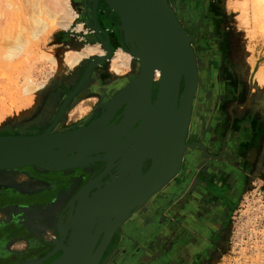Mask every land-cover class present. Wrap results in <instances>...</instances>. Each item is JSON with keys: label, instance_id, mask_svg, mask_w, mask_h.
<instances>
[{"label": "rangeland", "instance_id": "374dc122", "mask_svg": "<svg viewBox=\"0 0 264 264\" xmlns=\"http://www.w3.org/2000/svg\"><path fill=\"white\" fill-rule=\"evenodd\" d=\"M70 1L78 11L75 0ZM27 2V0H0V134L6 132L10 124L33 122L37 116L41 117L43 101L52 87L69 78V75L76 70H81L79 74L83 73L89 60L99 55L93 53L73 69L66 70L65 59L70 52L83 47L86 43H98L102 48L104 46L96 36L94 28L83 23L84 19L80 14L72 18L67 27L58 25L61 21L60 14L53 18L44 15L49 27L47 31L41 32V27L31 18L32 14L29 13L31 7ZM169 2L176 4V14L185 29L190 32L192 30L190 17L194 15L200 16L204 13L206 19L213 22L211 25L213 41H210L211 33L201 32L191 43L193 49L198 50L197 66L201 72L193 111L195 112V107H198V111L202 110L205 116H197V124L195 127H190L189 140L201 141L205 138L204 127L216 101L215 105L219 107L220 114L215 120V126L219 127L221 135L228 129L231 135L244 134L250 139V144L261 152L260 162L248 169V185L226 225L225 244L215 264H264V0H169ZM108 8L110 9L109 6ZM117 18L120 35L128 48L130 45L124 42L118 15ZM78 23H82L83 28L80 30L75 29ZM31 29L35 31L33 34L37 35L36 38ZM203 36L207 38V43L202 42ZM12 38L16 40L13 41L15 45L9 43ZM21 44L24 45L23 48L17 50L18 45ZM118 48L128 51L121 46ZM114 51L105 64L97 67L107 71L112 77L117 75L112 67ZM51 57L55 59V63L51 61ZM130 65L139 68L137 59L133 56ZM205 65L208 67V77H206ZM131 66L125 68L122 73L130 70ZM205 81L208 91L207 87L204 88ZM35 84H44V87L35 88ZM95 100L91 99L90 104L92 105ZM195 152H198L196 148L189 150L188 154ZM33 168L39 172L43 170ZM23 175L29 176L16 171L14 179L25 184L26 182L22 181L25 177ZM37 185L41 189V182H37ZM156 198L157 195H154L151 205L140 209L139 216H134L117 235L116 244L106 252L110 256L106 264H156L157 255L154 252L155 245L152 243L153 233L149 238L147 237L148 239L138 238V242H133L132 237L130 240V237L128 239V235H125L129 240L126 241L127 244L132 242L133 245L137 244V251L134 255L118 252L119 243L124 241L123 234L139 224V217L149 216L147 219H150V227L153 228V220L157 217L155 215L158 209ZM7 208L0 209V226H7L13 222L11 218L7 221L4 215L12 212L16 207ZM28 212L26 210L25 213ZM11 217H14V229L27 226L28 223L24 220L28 218L38 219V216ZM50 218L45 217V221L49 223L52 221ZM28 230L32 232L34 239L38 237L31 229ZM56 230L57 227L53 224L52 228H47L46 237H39L44 238L47 243L50 236L57 234ZM30 241L28 237L23 238L13 242L11 247L25 248L26 243ZM2 243H4L3 238L0 237V244Z\"/></svg>", "mask_w": 264, "mask_h": 264}, {"label": "flooded vegetation", "instance_id": "af4514ba", "mask_svg": "<svg viewBox=\"0 0 264 264\" xmlns=\"http://www.w3.org/2000/svg\"><path fill=\"white\" fill-rule=\"evenodd\" d=\"M75 7L78 15L83 16V23L88 27L93 26L94 0H75ZM96 18L103 30L108 29L112 53L118 46L129 50L130 47L127 48L124 45L120 35L117 15L111 12L104 0L97 1ZM190 18L192 30L191 32L186 30L187 35H194V38H197L201 32L211 33L210 41H213L211 32L213 22L206 19L204 13ZM95 34L97 36L96 31ZM202 38V42L205 43L207 38L205 36ZM103 49L106 53L104 46ZM194 51L198 55L196 48ZM131 67L125 73H116L115 77L103 69H94L85 84L64 105L68 94L76 88L83 76L84 71L79 74L81 70H76L66 80L56 83L46 95L41 107V117L37 116L38 118L33 119V122L10 124L6 132L0 135L11 133L17 135L20 132L38 134L47 130L53 123H55L51 131L53 133L73 131L88 125L106 110L108 98L125 87L138 74L139 69L133 68V65ZM205 69L206 77H208L207 65ZM206 83L207 81L204 88L207 87ZM182 88L183 79L181 91ZM156 89L154 85L153 99L156 96ZM206 89L208 91V87ZM91 99H96L92 105L85 103ZM80 104L83 105L79 107ZM215 104L216 101L213 103L204 127L205 138L196 142L204 144V148L197 144L198 152L194 154H188L190 149L187 148L177 174L162 189L163 193L158 191L155 194L158 209L155 215L157 217L153 220L152 243L155 245L154 252L157 255L155 256L156 264H215L225 244L226 225L248 185V169L261 160V152L250 144V139L246 135H231L229 129L221 135L219 127L215 126V120L220 114L219 107L217 108ZM87 106L88 111L83 112ZM195 109V112L192 111L186 142L194 141H190L188 135L190 127H195L197 124V116H205L202 110L198 111V107ZM122 110L123 107L117 111L109 124L120 122ZM124 138L126 136L122 140ZM132 146L133 143L125 145L119 150L116 158H111L113 151L109 149L91 153L89 157L97 155L101 157L106 155V157L103 160H88L81 166L73 168L46 173L43 172L44 170L39 172L32 166L15 170L29 176L23 175L25 177L22 181L26 183L19 189L0 186V209L12 206L24 207L29 211L24 216H38V219L34 217L24 220L28 225L21 228L14 229V221L7 226H0V237L4 242L0 244V264L22 263L47 256L55 247L52 241L55 238L58 239V235L50 236L47 243L40 237H46L47 228H52L53 224L54 227H66L69 224V216H77L78 203L84 200L85 194L92 197L95 192L101 191L112 181V175L119 176V172L125 168ZM144 165L149 167L150 162ZM143 171H145L144 167ZM128 172L130 171L124 170V176L132 174ZM134 177H138L136 173ZM37 182H41V189ZM139 214L136 209L131 211V216H139ZM4 216L15 215L8 212ZM45 217H52L50 218L52 221L46 222ZM28 228L38 237L34 239V235ZM121 231V227L116 230L108 249L116 244V237ZM27 237L31 241L26 243L25 248L11 247L13 242ZM60 254L61 251L57 252L45 260L44 264H49Z\"/></svg>", "mask_w": 264, "mask_h": 264}, {"label": "water", "instance_id": "95a60500", "mask_svg": "<svg viewBox=\"0 0 264 264\" xmlns=\"http://www.w3.org/2000/svg\"><path fill=\"white\" fill-rule=\"evenodd\" d=\"M97 1L94 0L92 27L103 42L106 53L93 56L89 60L80 82L68 94L64 105L85 84L89 74L98 66L105 64L112 55L109 34L99 26L96 18ZM104 1L119 17L124 42L130 45L128 52L137 59L138 74L125 87L108 98L106 110L84 127L53 133L51 132L55 124L53 123L47 130L38 134L20 132L17 135L12 133L0 135V186L20 188L22 184L14 179V172L25 166L45 171L73 168L81 166L85 161L103 160L106 157V155L89 157L94 152L109 149L113 151L111 158H116L119 149L125 147L123 144L133 143L132 147L137 148L140 145L141 151L137 155L131 153L127 156L128 161L124 170L128 167L136 169L139 176L137 180L143 188L136 199L127 203L119 218L115 217L107 230H103L105 222L115 215L93 216L94 232L90 234V246L85 252L78 242V230L86 219L85 212L99 205L102 195L106 196L111 188L113 192L116 190L125 196L130 190L125 180L118 181L124 175V170L119 172V176L112 175V181L104 189L95 192L92 197L85 194L84 200L78 203L77 216H69V224L66 227L57 226L58 239L52 241L55 247L47 256L15 264H44L45 260L60 251L61 254L49 264H106L110 257L106 254L108 245L114 238L116 230L120 227L125 228L132 220L134 217L131 216L132 210L139 211L151 205L152 197L179 171L187 148L195 149L198 146L196 142L200 141L186 142L199 72L197 57L191 45L194 35H187L176 14V4L170 3L169 0ZM154 85L157 89L153 99ZM122 107L120 122L109 124ZM106 125L108 126L106 129L113 133L109 137L104 134ZM127 129L133 134L140 135L132 139L133 135ZM124 136L126 138L122 140ZM146 162H150L149 167L144 165ZM12 210L13 215L21 217L25 215L27 209L16 207ZM134 228L135 226L129 232L131 233ZM84 255H88L86 260Z\"/></svg>", "mask_w": 264, "mask_h": 264}, {"label": "bare ground", "instance_id": "6f19581e", "mask_svg": "<svg viewBox=\"0 0 264 264\" xmlns=\"http://www.w3.org/2000/svg\"><path fill=\"white\" fill-rule=\"evenodd\" d=\"M27 1H28L27 3L29 4V6L32 8V9L29 8V11H30L29 13L32 14L31 18L34 20L35 23H37L39 25V27H41V32H43L45 30L47 31L48 27H49V23L46 21V18L43 17L44 15H47L48 18H53V17L60 14L61 21L59 22L58 25H60L62 27L69 26L72 18H75L78 15L77 11L73 7L70 0H27ZM256 1H259V0H256ZM50 20H48V21H50ZM18 22H19V20H18ZM51 22H54V21H51ZM104 22H106V21H104ZM82 28H83L82 23H78L77 26L75 27L76 30H80ZM31 31H32V29H31ZM24 32L25 31H23V33ZM34 32L32 31V34ZM18 33H20V32H18ZM13 34H14V32H13ZM23 35H25V33ZM17 37H19V36H17ZM17 37H16V39H17ZM36 37H37V35L35 34L34 38H36ZM14 40L12 38V40H10L11 42H9V43H13ZM15 42H16V40H15ZM17 42L19 43V40H17ZM13 44L15 45V43H13ZM23 46H24L23 44L18 45L17 50H21L23 48ZM114 52L115 53L112 57V62H113L112 67L116 73L120 74V73L125 71L124 70L125 68L130 67L129 65L131 62L132 55L128 51L122 50L121 48H117ZM93 53H99L100 56L105 54L104 49L102 47H100L98 43H86L83 47L73 50L72 52H70L69 56H67L65 59V65H64L65 69L66 70L73 69V67H75L80 61H82L84 58L92 55ZM50 59H51V61H53L55 63L54 58L51 57ZM157 74H158L157 76H159V73H157ZM34 87L35 88H43L44 84H38V85L35 84ZM140 88L142 89L141 86H140ZM134 91H135V89L133 90V92ZM170 114L171 113L168 114V119H170ZM191 120H192V118H191ZM147 126H148V124H146V127ZM107 127L108 126L106 125L105 129ZM154 127H155V125H154ZM104 134L108 135V137H109L113 133L109 132L106 129V132L104 131ZM130 134L133 135L132 139H134V138H136V136L138 137L139 133L133 134V132L130 131ZM140 137H142V135ZM197 144H199L201 147H203V145H204V144L202 145L199 142ZM119 146H122V145H119ZM123 146H125V145H123ZM139 151H141L140 145L137 148L133 147V149L129 153H136V155H137V153H139ZM125 171L126 172L131 171L132 174L130 176H124L123 175V176H121V178L118 181H123V182H124V180L126 181V186L130 189L129 192L127 193V195L125 196V195L121 194L120 192L118 193L117 191L113 192V190L111 188V190H108L106 196L104 194L102 195L99 205H96L95 207H93V209H91V208L88 209L87 212H85V214H84V216H86V219L84 220L82 226L78 230V232H79L78 242H79V245L82 248V250H84V251L86 250L85 252L88 251V247L90 246V242H91V235L90 234H91V232L93 234V226H94L93 222L95 221L93 216H97V213L98 214L101 213L102 215H104V214L108 215L109 214V216H111V214H114L115 216L114 217L112 216V218L110 220L106 221L104 224L103 230L104 231L107 230V228L113 222L115 217H117V219L119 218L120 214L122 213L123 209L126 207L127 203L129 201L136 199L139 196V194L143 188V187H141L140 182L137 180L139 176H138V171L136 169L128 167ZM135 173L137 174L138 177H134ZM148 183H150V182H148ZM125 189H126V187H125ZM94 209H96V210L99 209V211H94ZM87 258H88V255H86V256L84 255V260H86Z\"/></svg>", "mask_w": 264, "mask_h": 264}, {"label": "crops", "instance_id": "0c3cea01", "mask_svg": "<svg viewBox=\"0 0 264 264\" xmlns=\"http://www.w3.org/2000/svg\"><path fill=\"white\" fill-rule=\"evenodd\" d=\"M95 69H99V68H95ZM85 103L86 104H88V103L90 104V101L89 102L86 101ZM82 105L83 104H80L79 107H81ZM88 109H89V107L87 106L83 110V112H87ZM10 218L13 219V221H14V217H11V216H6L5 219H8L7 221H10ZM147 218H149V216H141V217H139L138 218V223L139 224H137V226L135 225V228L132 229L131 233L127 232V233H124L123 234L122 240H124V241L121 240L122 242L119 243L120 246H119L118 252L120 251L122 253H128V255H134L135 252L137 251V247H136L137 244L135 243L133 245L132 243L133 242H138L137 239L140 238V237L143 239L144 237H146V238L148 237L149 238L151 236V234H152V228L150 227L151 224L149 223L150 222V219L148 220ZM125 235H128L127 237H128V239L130 237V240H132V238H133V242L130 241V242H132L131 244H127L126 243V241L128 239H126V236ZM122 246H124V247H122ZM119 261H120V258H119Z\"/></svg>", "mask_w": 264, "mask_h": 264}]
</instances>
